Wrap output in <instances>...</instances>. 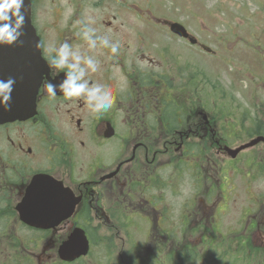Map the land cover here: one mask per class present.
<instances>
[{"label":"flooded vegetation","instance_id":"1","mask_svg":"<svg viewBox=\"0 0 264 264\" xmlns=\"http://www.w3.org/2000/svg\"><path fill=\"white\" fill-rule=\"evenodd\" d=\"M104 1L97 0V5ZM129 1L116 0L124 4L119 5L122 10L130 8ZM70 2L73 11L68 16L57 4L58 11L45 21L38 15L37 0H31V20L42 44V56L45 59V48L59 47L64 42L74 48L79 46L83 53L99 60L92 80L109 87L115 102L111 109L97 114L83 97L67 100L59 90L51 97L46 85L58 84L65 77L63 71L50 68L47 63L49 70L39 90L36 114L26 120L0 124V242L16 241L17 227L24 228L35 235L31 238L50 237L51 243L42 257L59 260L60 264H75L91 253L90 228L111 227L121 205H138L141 210L134 213L141 212L138 217L148 224L147 238L156 248L153 251L166 249L170 259L176 257L179 249L178 258L188 263L197 251L193 247L197 238L208 251L218 242L215 220L219 208L212 207L210 214H206L197 203L205 196L211 200L217 184L207 190L203 185L223 171L220 163L224 159L220 156L227 153L224 121L216 114L218 111L213 113L205 108V103L195 104L194 73L178 68L172 46L156 49L157 37L144 29L130 33L113 27L111 19L87 18L81 12V3L76 6ZM131 6L144 12L139 6ZM146 14L157 25L150 30L164 31L170 39L189 42L171 32V20L158 18L151 10ZM85 22H90L97 35L109 34L112 42L119 41L118 52L113 54L99 45L89 52L87 44L76 35ZM253 48L258 52L259 44ZM261 53L264 55V50ZM255 80L257 87L261 82L264 88V76ZM260 93L262 101L261 86ZM185 162H190L201 183L193 190L192 204L182 216L181 235L174 222L167 230L169 216L163 209L143 206L150 203L143 198L147 190L149 196H154L157 187L170 183L161 178L162 170L179 171L187 167ZM211 201L215 205V196ZM220 203L221 200L218 206ZM57 208L64 210L63 218L49 228L34 226L25 218L31 217L30 212L43 210H50L53 214L49 215L54 217ZM250 221L249 229L255 228L256 223L252 218ZM77 228L85 231L89 252L74 261H65L59 256V248ZM178 244H182L181 248ZM44 260L40 257L38 264ZM207 260L209 263L210 258ZM214 260L219 264L225 262L220 255Z\"/></svg>","mask_w":264,"mask_h":264},{"label":"rangeland","instance_id":"2","mask_svg":"<svg viewBox=\"0 0 264 264\" xmlns=\"http://www.w3.org/2000/svg\"><path fill=\"white\" fill-rule=\"evenodd\" d=\"M70 1L76 6L81 3V12L87 18L96 21L111 19L113 27L124 28L130 33L144 29L157 37L159 46H154L156 49L172 46L177 54L178 68H187L194 73L195 104L205 103V108L213 113L218 111L216 114L224 121L226 145L236 148L247 143L256 136L257 129L264 126V99L260 100V86L261 90L264 88L261 82L257 87L255 80V77L261 79L264 76V55L261 53L264 50V0H130V8L123 10L119 5L124 4L116 0H105L100 5L97 0H37L38 15L41 19L51 20L59 4L68 16L73 11ZM132 4L144 12L136 11ZM147 10L158 18L183 23L201 44L213 52L180 39H170L164 31L150 30L157 25L148 18ZM113 16H117L116 20ZM257 44L258 52L253 48ZM220 158L224 159L220 163L223 171L203 185L207 190L213 183L217 184L215 205L211 201L214 196L211 200L206 196L200 198L203 202L197 203L206 214H210L212 207L219 208L215 220L218 242L209 251L198 238L193 245L197 251L188 263L178 258L179 249L176 257L170 259L166 249L153 251L156 248L147 238L149 226L138 217L141 212L134 213L141 208L121 205L115 211L117 217L111 227L90 228L91 253L75 264H219L214 260L217 255L225 259L220 264H264V143L242 151L235 159L227 153ZM185 164L187 167L179 171L173 168L162 170L161 178L170 183L157 187L154 196H149L147 190L143 198L150 200L143 206L166 212L169 216L167 230L174 222L181 235L182 216L192 204L193 190L201 183L190 162ZM130 202L142 203L138 199H130ZM251 218L256 227L249 229ZM14 233L16 241L0 242V264H38L40 257L48 264H60L59 260L42 257L51 243L50 237L45 240L31 238L35 235L20 227ZM24 240L27 242H22ZM240 243H245V247ZM44 261L41 264H45Z\"/></svg>","mask_w":264,"mask_h":264},{"label":"water","instance_id":"3","mask_svg":"<svg viewBox=\"0 0 264 264\" xmlns=\"http://www.w3.org/2000/svg\"><path fill=\"white\" fill-rule=\"evenodd\" d=\"M31 8V0H25L21 8L25 16L22 29L24 34L20 37V40L12 45H0V79L14 78L16 81L13 87L10 108L0 106V124L15 120H26L36 114L39 89L45 74L49 70L47 62L42 56L41 48H37V44H41V41L31 21ZM168 24L174 34L188 38L192 44L198 43V39L191 35L182 23L170 21ZM203 48L206 51H212L205 45H203ZM260 142H264L263 135L254 137L236 148L226 145L225 150L230 157L236 158L241 151ZM57 194L59 193L57 192ZM54 212V217L49 215L53 214L50 210H43L30 212L31 217L25 218L34 226L49 228L63 218V209L57 208ZM89 249L90 243L85 231L77 228L71 238L60 246L59 256L63 260L71 262L87 255Z\"/></svg>","mask_w":264,"mask_h":264},{"label":"clouds","instance_id":"4","mask_svg":"<svg viewBox=\"0 0 264 264\" xmlns=\"http://www.w3.org/2000/svg\"><path fill=\"white\" fill-rule=\"evenodd\" d=\"M25 0H0V45H12L20 40L24 34L22 29L25 16L21 11ZM90 22L83 23L76 35L86 44L89 52L97 49L98 45L109 48L113 54L119 50V41L112 42L109 34L97 35L96 29L89 26ZM42 44H37L41 48ZM45 59L50 68L63 71L64 79L58 83H48L47 92L55 97L59 90L65 99L83 97L89 108L100 114L113 106L115 98L109 87L93 81L91 74L99 69V60L93 55L83 53L79 46L73 47L64 42L59 47L45 48ZM14 78L0 79V106L10 108Z\"/></svg>","mask_w":264,"mask_h":264},{"label":"trees","instance_id":"5","mask_svg":"<svg viewBox=\"0 0 264 264\" xmlns=\"http://www.w3.org/2000/svg\"><path fill=\"white\" fill-rule=\"evenodd\" d=\"M256 131V130H255ZM254 131V132H255ZM264 135V126H260L258 129H257V131L255 132V134L254 135ZM240 245L241 246H244L245 247V243H240ZM245 249V248H244ZM258 252H260V251H258Z\"/></svg>","mask_w":264,"mask_h":264}]
</instances>
